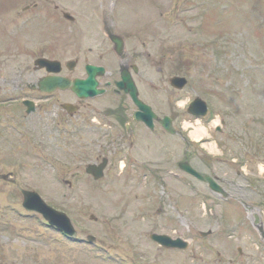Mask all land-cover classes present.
Listing matches in <instances>:
<instances>
[{
    "label": "rangeland",
    "instance_id": "1",
    "mask_svg": "<svg viewBox=\"0 0 264 264\" xmlns=\"http://www.w3.org/2000/svg\"><path fill=\"white\" fill-rule=\"evenodd\" d=\"M63 13L77 17L75 26ZM103 14L117 22L131 51L141 53L145 40L151 45L144 49L153 64L142 74L145 95L154 94L150 76L165 97L169 89L160 82L176 57L188 63L189 97L202 93L211 103L212 121L222 123L215 140L224 153L209 170L200 153L192 165L219 178L230 200L191 178L184 186L167 176L168 165H152V159L155 176L141 177L130 165L121 174L113 161L116 178L94 184L84 168L105 154L101 131L110 119L103 106L91 104L95 122L80 135L85 139L72 137L71 151L68 118L49 123L59 135L39 145L42 134L32 143L23 128L6 130L16 118L10 103L0 108V174H12L16 184L65 213L82 242L25 213L15 186L0 181V264H264V0H0V74L31 78L38 57L69 61L88 47L96 53L94 21ZM93 55L89 61L97 62ZM37 118L28 125L44 130ZM152 232L181 238L188 249L163 250L150 241ZM87 236L95 238L91 246Z\"/></svg>",
    "mask_w": 264,
    "mask_h": 264
},
{
    "label": "flooded vegetation",
    "instance_id": "2",
    "mask_svg": "<svg viewBox=\"0 0 264 264\" xmlns=\"http://www.w3.org/2000/svg\"><path fill=\"white\" fill-rule=\"evenodd\" d=\"M77 17L72 19V27L76 24ZM99 28L96 29L99 33V46L100 50L96 53L93 51V47H88L83 53L81 50L77 49L75 53H72V64L66 61H61L58 67V76L62 78H67L72 81L85 80L87 78L86 68L90 66L101 67L104 73L101 77L96 78L97 89L100 92L99 103L107 111V118L110 120L106 123L105 127L101 131L102 138L104 142V148L107 150L105 156L96 157V164L102 162V159H107L106 167L104 169V175L112 172L111 163L112 161H124L125 163H138L146 166L147 162L150 163L151 151L156 146L166 149L172 153L170 145L172 142L169 140H174L175 143L179 142L185 144V150L183 151V157H187L189 150L188 135L183 134V124L189 119L187 106L189 104L190 98L188 93L189 80L187 79V73L184 68L181 72L174 73L169 71L163 81L160 82L161 85H166L169 89L168 93L164 97L156 94L157 85L154 81H151L150 76L148 77V89L154 94H147L150 98V103L146 102L145 92L141 88V81L144 80L142 74L149 73L151 69V58L152 54H147L144 50L147 46L151 45L145 40L139 46L142 48L141 53H136L131 51L127 46L125 37L123 33L119 30L114 22H109L107 16L105 15L96 23ZM95 38V37H94ZM115 39L116 43L111 40ZM97 40V39H96ZM121 43V44H120ZM119 45L122 46L121 51L119 50ZM131 48V49H132ZM153 48V47H152ZM129 49V50H128ZM154 49V48H153ZM119 50V53H117ZM155 50V49H154ZM143 53V54H142ZM95 54L97 62L89 61V57H93ZM155 70V69H154ZM41 74L40 76H33L32 84L27 82V79H20L16 82L15 90H24L26 97L25 100L34 102V109L32 111L42 110L40 114V122L42 126H46L50 121L59 122L63 121L62 117H66L70 120L68 123V142L69 146L72 147V137H80L85 134L89 129L92 128L90 123L93 114H96V109L94 108V113L92 114L94 99H79L74 93L70 91L62 93L56 91L52 94L40 93L37 89V83L41 78H45L48 74L44 71H35L34 73ZM157 73V67L156 71ZM128 73L132 81L136 85L138 90L139 99L148 105L157 119H151L152 127L145 125L142 122H137L134 119V115L137 111L136 107L132 104L130 98L120 91L118 88V83L121 80V74ZM174 76L184 77L187 79L185 87L180 90H174L169 87L170 79ZM164 97V99H163ZM163 99V100H162ZM126 104L125 108L121 105L120 101ZM46 101L49 103L46 107H41V104ZM163 101V102H162ZM36 103V104H35ZM120 103V104H119ZM63 104H71V113L63 110ZM43 105V104H42ZM52 106V107H50ZM23 112L26 114V110L31 108L29 105L23 106ZM56 108H60L61 113L55 112ZM27 115V114H26ZM27 117L24 116L23 119ZM163 118H168L174 129V133H169L165 131L160 124L159 120ZM74 119V120H73ZM73 123V124H72ZM65 127V124L61 123L59 125ZM46 133V140L50 141V138H54L55 135H59V131L55 128H48ZM29 130L28 127H24V131ZM97 130H93L95 134ZM81 135V136H80ZM45 140V141H46ZM44 141V142H45ZM58 142V141H57ZM66 140L62 141L65 144ZM144 170V169H142Z\"/></svg>",
    "mask_w": 264,
    "mask_h": 264
},
{
    "label": "water",
    "instance_id": "3",
    "mask_svg": "<svg viewBox=\"0 0 264 264\" xmlns=\"http://www.w3.org/2000/svg\"><path fill=\"white\" fill-rule=\"evenodd\" d=\"M40 66H49L52 65L51 63L45 61V60H40ZM90 70V75L87 81L85 82H81V83H75L73 84V90L76 91V93L80 96V97H86L85 95L87 94V92L89 91V96L90 95H95L94 92V82H93V77H94V69H89ZM126 77H123V83L122 85H124L123 89L128 92L133 101L135 102V104L138 106L140 112L136 115L137 119H141V112L144 111V113L148 112V108H146L142 103H140L137 100L136 97V91L134 89V87L132 86V84L127 80H125ZM50 84L52 85V88L50 90H52L53 88H71L72 90V83H65V81L59 80V79H52L51 81H49ZM121 85V87H122ZM87 86V87H86ZM88 90V91H87ZM87 91V92H85ZM84 92V93H82ZM99 170H95L92 167H89L87 169V173H91L93 175H95V177H99L100 173ZM0 179L5 180L6 177L5 176H0ZM206 181H210L207 178H205ZM22 196L24 198V207L27 210H32V211H36L38 213H40L48 222L51 226H55L56 228L60 229L61 231L65 232L66 234H71V229L70 226L68 224V220L62 215V214H58L56 212H54L53 210H51L50 208H48L46 205H44V203L40 200V198L35 194V193H30V192H21ZM155 240V239H154ZM157 242L166 246V247H177L180 249H185L186 244L185 243H181L180 241H176V242H170V240L166 237H160V238H156Z\"/></svg>",
    "mask_w": 264,
    "mask_h": 264
},
{
    "label": "bare ground",
    "instance_id": "4",
    "mask_svg": "<svg viewBox=\"0 0 264 264\" xmlns=\"http://www.w3.org/2000/svg\"><path fill=\"white\" fill-rule=\"evenodd\" d=\"M201 130L200 129H197L196 131H194L192 133V136L195 137V138H198L199 136H201Z\"/></svg>",
    "mask_w": 264,
    "mask_h": 264
}]
</instances>
